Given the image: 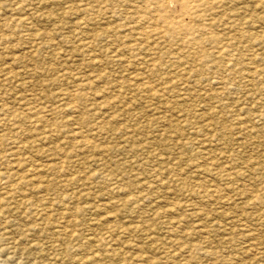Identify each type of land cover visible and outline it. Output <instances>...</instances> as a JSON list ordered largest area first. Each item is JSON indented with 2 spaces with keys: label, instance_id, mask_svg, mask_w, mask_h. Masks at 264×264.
Returning a JSON list of instances; mask_svg holds the SVG:
<instances>
[{
  "label": "rangeland",
  "instance_id": "1",
  "mask_svg": "<svg viewBox=\"0 0 264 264\" xmlns=\"http://www.w3.org/2000/svg\"><path fill=\"white\" fill-rule=\"evenodd\" d=\"M222 1L226 47L202 61L133 38L141 0H0V169L27 176L5 205L10 264H264V0Z\"/></svg>",
  "mask_w": 264,
  "mask_h": 264
},
{
  "label": "bare ground",
  "instance_id": "2",
  "mask_svg": "<svg viewBox=\"0 0 264 264\" xmlns=\"http://www.w3.org/2000/svg\"><path fill=\"white\" fill-rule=\"evenodd\" d=\"M88 1H90V0H88ZM100 1H102V0H100ZM142 2H143V4H142V6L137 10V18H136V21H137V26L136 27H133V26H131V30H129L130 32H132V37L133 38H139L137 35H139L140 37H141V39H143V40H146V39H149V38H151V37H156L157 39H161V40H163V39H166V41H167V38H169V39H171V40H174V39H178L179 41L181 40L182 42H185V43H187V44H189V45H191L192 46V48H193V51L191 52V57L192 58H196V59H202V61H205V58H204V54L207 52L206 50L208 49V44L209 45H211L212 47H215L214 49L218 52V53H221V52H223L224 50H225V45L222 43V41H221V36L219 35V34H217L215 31H214V28H213V25L214 24H216V20L218 19L217 18V16L218 15H220V14H217L215 11L217 10V7L219 6V5H221V3L223 2L222 0H175L176 1V3H177V9H178V13L177 14H173L169 9H170V6L172 5L171 3L173 2V0H141ZM44 2V1H43ZM96 2H97V0H96ZM48 3V2H47ZM122 3V2H121ZM136 3V2H135ZM108 4V3H107ZM75 5V4H74ZM81 5H84V4H81ZM129 5V4H128ZM110 6V5H109ZM136 7V6H135ZM172 7V6H171ZM222 7V6H221ZM79 8H80V6H79ZM81 8H82V6H81ZM121 8H123V7H121ZM220 8V7H219ZM222 8H225V7H222ZM75 9H77V8H75ZM118 9V8H117ZM228 9V8H227ZM101 10V9H100ZM129 10H131V8L129 9ZM123 11V10H122ZM93 13H94V11H92ZM112 13V12H111ZM220 13H222V12H220ZM67 15V14H66ZM1 16V15H0ZM118 16H119V14H118ZM104 17H108V19L110 20V18H109V16H104ZM129 17V16H128ZM16 18V17H15ZM118 18V17H117ZM14 19V18H13ZM99 19V18H98ZM100 19H102V18H100ZM104 19H106V18H104ZM103 19V20H104ZM129 19V18H128ZM237 19V18H236ZM235 19V20H236ZM15 20V19H14ZM89 20V19H88ZM88 20H85V21H87L88 22ZM225 20V19H224ZM229 20H230V18H229ZM228 20V21H229ZM16 21H17V19H16ZM19 21V20H18ZM17 21V22H18ZM227 21V22H228ZM227 22H226V24H227ZM22 23H24L25 24V22H22ZM77 23H79V22H77ZM234 23H236V22H234ZM238 23V22H237ZM236 23V24H237ZM31 24H32V22H31ZM84 24H86V22L84 23ZM83 24V25H84ZM88 24V23H87ZM131 24V23H130ZM233 24V23H232ZM79 25V24H78ZM229 25V24H228ZM0 26H1V23H0ZM11 26V25H10ZM226 26V25H225ZM233 26H234V24H233ZM86 27H88V26H86ZM215 27V26H214ZM219 27V26H218ZM217 27V28H218ZM232 27V26H231ZM230 27V28H231ZM235 27V26H234ZM11 28H12V26H11ZM79 28V27H78ZM85 28V27H84ZM120 28V27H119ZM135 28V29H134ZM88 29V28H87ZM134 29V30H133ZM238 29V28H237ZM250 29V28H249ZM17 30V29H16ZM233 30V29H232ZM84 31V30H83ZM87 31V30H86ZM228 31V30H227ZM226 31V32H227ZM13 32H15V31H13ZM28 32V31H27ZM30 32V31H29ZM31 32H32V30H31ZM49 32V31H48ZM231 32V31H230ZM10 33H12V32H10ZM51 33V32H50ZM87 33H89V32H87ZM219 33V32H218ZM82 34V33H81ZM113 34V33H112ZM119 34V33H118ZM237 34V33H236ZM63 35V34H62ZM99 35H100V33H99ZM102 35V34H101ZM44 36V35H43ZM72 36V35H71ZM79 36V35H78ZM259 37V36H258ZM51 38V37H50ZM62 38V37H61ZM80 38V37H79ZM243 38V37H242ZM42 39V38H41ZM53 39V38H52ZM81 39V38H80ZM80 39H78V40H80ZM3 40V39H2ZM84 40V39H83ZM232 40V39H231ZM234 40V39H233ZM156 41V40H155ZM225 41H227V39L225 40ZM236 41V40H235ZM82 42V41H81ZM115 42V41H114ZM127 42V41H126ZM146 42V41H145ZM152 42V41H151ZM175 42V41H174ZM95 43H97V42H95ZM137 44H139V42H136ZM147 43V42H146ZM177 43V42H176ZM175 43V44H176ZM237 43V42H236ZM248 42H246V44H247ZM251 43V42H250ZM5 44V43H4ZM83 44V43H82ZM124 43H122V45H123ZM226 44V43H225ZM9 45V44H8ZM52 45V44H51ZM121 45V44H120ZM186 45V44H185ZM239 45V44H238ZM91 46V45H90ZM116 46V45H115ZM118 46V45H117ZM131 46H132V52H133V47H136L135 46V44H131ZM131 46H129L130 48H131ZM143 46V45H142ZM166 46H168V45H166ZM249 46V45H248ZM86 47V46H85ZM122 47V46H121ZM138 47H139V45H138ZM161 47V46H160ZM165 47V46H164ZM228 47V46H227ZM112 48H114V47H112ZM145 50H146V48L145 47H143ZM229 48H231V47H229ZM50 49V48H49ZM137 49V48H136ZM173 49V48H172ZM54 50H57V49H54ZM87 50V49H86ZM103 50H105V49H103ZM138 50V49H137ZM159 50V49H158ZM164 50V49H163ZM174 50V49H173ZM188 50V49H187ZM210 50V49H209ZM89 51V50H88ZM92 51V50H91ZM98 51V50H97ZM126 51H128V50H126ZM130 51V50H129ZM176 50H174V52H175ZM189 51V50H188ZM246 51V50H245ZM252 51V50H251ZM69 52V51H68ZM106 52V51H105ZM158 52V51H157ZM156 52V53H157ZM164 52H165V50H164ZM213 52H215V51H213ZM216 52V53H217ZM176 53V52H175ZM136 54V53H135ZM137 54H138V51H137ZM136 54V55H137ZM174 54V53H173ZM104 55V54H103ZM140 55H141V52H140ZM176 55V54H175ZM215 55V54H214ZM235 55V54H234ZM254 55V54H253ZM137 56H139V54L137 55ZM152 56V55H151ZM157 56V55H156ZM244 57H245V55H243ZM102 57V56H101ZM134 57V56H133ZM158 57V56H157ZM156 57V58H157ZM236 57V56H235ZM163 58V57H162ZM167 58V57H166ZM224 58V57H223ZM246 58V57H245ZM85 59V58H84ZM139 59V58H138ZM191 58H189V60H190ZM142 60H144V59H142ZM165 60V59H164ZM170 60V59H169ZM254 60V59H253ZM84 61V60H83ZM99 61V60H98ZM97 61V62H98ZM127 61V60H126ZM163 61V60H162ZM174 61V60H173ZM176 61H177V59H176ZM180 61V60H179ZM178 61V64L180 63ZM191 61V60H190ZM258 61V60H257ZM85 62V61H84ZM117 62V61H116ZM134 62V61H133ZM165 62V61H164ZM175 62V61H174ZM183 62V61H182ZM181 62V63H182ZM259 62V61H258ZM101 63V62H100ZM125 63V62H124ZM140 64H142L141 62H139ZM177 63V62H176ZM188 63H189V61H188ZM205 63V62H204ZM233 63V62H232ZM152 64V63H151ZM170 64V63H169ZM183 64V63H182ZM249 64V63H248ZM254 64V63H253ZM255 64H257V63H255ZM92 65V64H91ZM241 65V64H240ZM148 66H150L149 64H148ZM169 66V65H168ZM181 66V65H180ZM138 67V66H137ZM193 67V66H192ZM204 67V66H203ZM67 68V67H66ZM107 68V67H106ZM117 68V67H116ZM146 68V67H145ZM188 68V67H187ZM194 68V67H193ZM61 69V68H60ZM112 69H113V67H112ZM165 69V68H164ZM196 69V68H195ZM252 69V68H251ZM259 69H261V68H259ZM258 69V70H259ZM13 70V69H12ZM54 70V69H53ZM115 70V69H114ZM222 70V69H221ZM232 71H233V69H231ZM126 71V70H125ZM128 71V70H127ZM246 71V70H245ZM252 71V70H251ZM12 72V71H11ZM87 72V71H86ZM225 72V71H224ZM263 72V71H262ZM165 73V72H164ZM226 73V72H225ZM236 73V72H235ZM251 73V72H250ZM8 74V73H7ZM57 74H59L58 73V71H57ZM131 74V73H130ZM230 74V73H229ZM136 75V74H135ZM147 75V74H146ZM222 75V74H221ZM235 75V74H234ZM254 75V74H253ZM12 76V75H11ZM158 76V75H157ZM167 76V75H166ZM166 76H165V78H166ZM94 77V76H93ZM108 77H111V76H108ZM116 77V76H115ZM246 77H249V75L248 76H246ZM254 77V76H253ZM120 78V77H119ZM169 77H167V79H168ZM118 79V78H117ZM169 79H171V78H169ZM2 80V79H1ZM9 80V79H8ZM97 80V79H96ZM107 80V79H106ZM242 80V79H241ZM80 81V80H79ZM99 81H100V79H99ZM105 81V80H104ZM181 81V80H180ZM187 81V80H186ZM8 82V81H7ZM94 82V81H93ZM97 82V81H96ZM108 83L110 82V81H107ZM154 82V81H153ZM171 82V81H170ZM223 82V81H222ZM246 82V81H245ZM76 83V82H75ZM92 83V82H91ZM162 83V82H161ZM180 83V82H179ZM185 83V82H184ZM247 83V82H246ZM86 84V83H85ZM84 84V85H85ZM110 84V83H109ZM157 84V83H156ZM177 84V83H176ZM181 84V83H180ZM180 84H179V86H180ZM84 85H82V87L84 86ZM118 85V84H117ZM172 85V84H171ZM202 85V84H201ZM86 86V85H85ZM178 86V85H177ZM207 86V85H206ZM237 86V85H236ZM74 87V86H73ZM82 87H81V89H82ZM87 87V86H86ZM88 87H89V85H88ZM175 87H176V85H175ZM210 87V86H209ZM209 87H207V88H209ZM90 88V87H89ZM112 88H114V87H112ZM117 88V87H116ZM115 88V89H116ZM120 88V87H119ZM231 88H235V87H231ZM80 89V88H79ZM153 89V88H152ZM162 89V88H161ZM113 90V89H112ZM204 90V89H203ZM75 91H77V90H75ZM153 91V90H152ZM151 90H150V92H152ZM167 92V91H166ZM170 92V91H169ZM178 92V91H177ZM78 93V92H77ZM183 93H185V92H182V94ZM29 94V93H28ZM80 94V92L78 93V95ZM109 94H110V92H109ZM73 95V94H72ZM91 95V94H90ZM112 95V94H111ZM31 96V95H30ZM29 96V97H30ZM59 96H60V94H59ZM160 96V95H159ZM165 96H167V95H165ZM164 96V97H165ZM1 97V96H0ZM65 97H66V94H65ZM79 97V96H78ZM83 97V96H82ZM103 97V96H102ZM23 98V97H22ZM108 98V97H107ZM40 99V98H39ZM97 99V98H96ZM99 99V98H98ZM165 99V98H164ZM162 100H163V98H162ZM63 101V100H62ZM127 101V100H126ZM163 101H166V100H163ZM17 102V101H16ZM49 102V101H48ZM59 102V101H58ZM57 102V103H58ZM64 102V101H63ZM74 102V101H73ZM108 102H109V100H108ZM108 102H106V103H108ZM137 102V101H136ZM105 103V102H104ZM15 104V103H14ZM115 104V103H114ZM181 104V103H180ZM23 105V104H22ZM25 105V104H24ZM39 105V104H38ZM68 105H70V104H68ZM77 105V104H76ZM106 105H109V104H106ZM10 106V105H9ZM14 106V105H13ZM35 107H36V105H34ZM79 106V105H78ZM77 106V107H78ZM84 106V105H83ZM117 106V105H116ZM109 107V106H108ZM113 107V106H112ZM49 108V107H48ZM62 108V107H61ZM9 109H10V107H9ZM9 109L7 110V112L9 113ZM20 109V108H19ZM36 109H37V107H36ZM43 109V108H42ZM56 109V108H55ZM54 109V110H55ZM5 110V111H6ZM38 110V109H37ZM64 110V109H63ZM69 110V109H68ZM100 110V109H99ZM124 110V109H123ZM131 110V109H130ZM4 111V110H3ZM49 111V110H48ZM47 111V112H48ZM88 111V110H87ZM41 112V111H40ZM45 112H46V109H45ZM56 112V111H55ZM65 112V111H64ZM63 112V113H64ZM176 112V111H175ZM174 112V113H175ZM3 113V112H2ZM32 113V112H31ZM37 113V112H36ZM58 113V112H57ZM68 113V112H67ZM71 113V112H70ZM78 113V112H77ZM102 113V112H101ZM105 113V112H104ZM124 113V112H123ZM128 113H129V111H128ZM60 114H61V112H60ZM120 114H122V113H120ZM46 115V114H45ZM125 115V114H124ZM3 116V115H2ZM60 116V115H59ZM58 116V117H59ZM102 116V115H101ZM22 117V116H21ZM24 117V116H23ZM26 117V116H25ZM63 117H64V115H63ZM98 117V116H97ZM100 117V116H99ZM116 117V116H115ZM117 117H119V116H117ZM169 117V116H168ZM16 118V117H15ZM54 118V117H53ZM57 118V117H56ZM81 118V117H80ZM26 119V118H25ZM59 119H61L60 117H59ZM117 119V118H116ZM116 119H115V121H116ZM120 119V118H119ZM190 119V118H189ZM7 120V119H6ZM16 120V119H15ZM20 120V119H19ZM58 120V119H57ZM131 120H132V118H131ZM1 121V120H0ZM39 121V120H38ZM66 121V120H65ZM25 122H27V121H24V123ZM29 122V121H28ZM47 122V121H46ZM56 122V121H55ZM59 122H61V121H59ZM62 122H64V121H62ZM71 122V121H70ZM94 122H96V121H94ZM206 122V121H205ZM49 123V122H48ZM14 124V123H13ZM25 124H27V123H25ZM35 124V123H34ZM41 123H39L38 125H40ZM50 124V123H49ZM57 124V123H56ZM90 124V123H89ZM129 124V123H128ZM37 125V126H38ZM48 125V124H47ZM61 125V124H60ZM59 125V126H60ZM72 125V124H71ZM76 125H78V124H76ZM85 125H87L86 123H85ZM27 126V125H26ZM34 126V125H33ZM58 126V127H59ZM32 127V126H31ZM63 127V126H62ZM77 127H79V125L77 126ZM32 128H34V127H32ZM39 128L41 129V125L39 126ZM65 128V127H64ZM139 128V127H138ZM12 129H14V128H12ZM17 129V128H16ZM19 129V128H18ZM25 129V128H24ZM31 129V128H30ZM36 129V128H35ZM80 129V128H79ZM90 129H92V128H89V130ZM95 129V128H94ZM97 129V128H96ZM99 129H100V127H99ZM8 130V129H7ZM21 130V129H20ZM37 130H39V129H37ZM54 130V129H53ZM68 130V129H67ZM66 130V131H67ZM75 130V129H74ZM4 131V130H3ZM12 131V130H11ZM14 131V130H13ZM36 131V130H35ZM92 131H96V130H92ZM99 131V130H98ZM24 132V131H23ZM103 132V131H102ZM37 132H35V134H36ZM97 133V132H96ZM138 133V132H137ZM8 134V133H7ZM7 134H5V135H7ZM16 134H17V132H16ZM95 134V133H94ZM169 134H171V132L169 133ZM22 135V134H21ZM26 135V134H25ZM96 135V134H95ZM94 135V136H95ZM102 135H103V133H102ZM28 136V135H27ZM82 136L83 137H88L87 135H85V134H82ZM101 136V135H100ZM2 137H4L3 135H2ZM14 137V136H13ZM21 137V136H20ZM19 137V138H20ZM24 137V136H23ZM49 137V136H48ZM25 138H27L26 136H25ZM30 138V137H29ZM101 138H102V136H101ZM6 139V138H5ZM8 139H10V138H8ZM48 139V138H47ZM59 139V138H58ZM1 140V139H0ZM27 140V139H26ZM60 140V139H59ZM58 140V141H59ZM78 140V139H77ZM171 140H173V139H171ZM6 141V140H5ZM44 141V140H43ZM46 141V140H45ZM201 141H204V140H201ZM201 141H198L199 143H201ZM16 143H17V141H16ZM54 143V142H53ZM23 144V143H22ZM32 144V143H31ZM30 144V145H31ZM35 144H36V142H35ZM35 144H33V145H35ZM102 144V143H101ZM29 145V144H28ZM43 145V144H42ZM46 145V144H45ZM132 145V144H131ZM136 145V144H135ZM196 145V144H195ZM19 146H22V145H19ZM137 146V145H136ZM26 147H28V146H26ZM7 148L8 147H6V150H7ZM22 148V147H21ZM53 148V147H52ZM89 148V147H88ZM136 148V147H135ZM173 148V147H172ZM177 148V147H176ZM189 148V147H188ZM187 148V149H188ZM4 149V148H3ZM14 149V148H13ZM27 149V148H26ZM131 149V148H130ZM170 149V148H169ZM10 150V149H9ZM133 150V149H132ZM62 151V150H61ZM129 151V150H128ZM7 152V151H6ZM6 152H1L0 151V164H1V157L2 156H4L5 154H6ZM122 152V151H121ZM132 152V151H131ZM134 152V151H133ZM174 152V151H173ZM44 153V152H43ZM16 153H14L13 155H15ZM30 154V153H29ZM19 155V154H18ZM194 155V154H193ZM17 156V155H16ZM33 156V155H32ZM6 157V156H5ZM11 157V156H10ZM47 157V156H46ZM16 158V157H15ZM17 158H19L18 156H17ZM26 158V157H25ZM39 158V157H38ZM64 158V157H63ZM108 158V157H107ZM171 158V157H170ZM5 159V158H4ZM31 159V158H30ZM45 159V158H44ZM47 159H48V157H47ZM65 159V158H64ZM165 159V158H164ZM15 160V159H14ZM28 160V159H27ZM34 160V159H33ZM208 160V159H207ZM2 161H4V160H2ZM24 161V163L25 162H27L26 161V159H24L23 160ZM57 161V160H56ZM96 161V160H95ZM164 161V160H163ZM34 162V161H33ZM39 162V161H38ZM4 163V162H3ZM17 163L19 164V165H22V166H24V163H22L21 162V160L20 159H18L17 160ZM16 163V164H17ZM50 163V162H49ZM102 163V162H101ZM12 164V162L11 161H9V162H7L6 161V163H5V168H4V170L3 169H0V186L3 184V193L0 195V239L1 238H3V236H2V234L4 235V234H7V233H9V231H7L6 230V228L8 227V224H9V219L7 218V216L4 214L5 213V205H8L9 204V201L12 199V198H15L14 197V187H16V183L17 182H20V183H22L23 181H26L27 180V176H25V175H23L22 173H17V171H13V170H11L10 169V165ZM63 164V163H62ZM99 164V163H98ZM97 164V165H98ZM111 164V163H110ZM142 164V163H141ZM163 164V163H162ZM176 164V163H175ZM2 165V164H1ZM13 165V164H12ZM26 165V164H25ZM108 165V164H107ZM53 166V165H52ZM46 167V166H45ZM23 169V168H22ZM39 169V168H38ZM53 169H54V167H53ZM57 169V168H56ZM66 169V168H65ZM95 169V168H94ZM113 169V168H112ZM81 170V169H80ZM84 170V169H83ZM117 170H119V169H116V171ZM125 170V169H124ZM123 170V171H124ZM151 170V169H150ZM32 171V172H31ZM99 171V170H98ZM177 171V170H176ZM27 172H31L30 173V175H29V177L31 176V178H33V177H35L34 175H36L38 172H37V169L35 168V167H32V168H27ZM145 172V171H144ZM55 173V172H54ZM62 173H63V171H62ZM99 173V172H98ZM104 173V172H103ZM39 174V173H38ZM45 174V173H44ZM53 174V173H52ZM101 174H102V172H101ZM108 174V173H107ZM135 174V173H134ZM43 175V174H42ZM87 175V174H86ZM95 175V174H94ZM138 175V174H137ZM143 175V174H142ZM150 174L148 173V176H149ZM157 175V174H156ZM156 175H154L155 177H156ZM183 175V174H182ZM226 175V174H225ZM15 176V177H14ZM98 176V175H97ZM130 177H131V175H129ZM135 176H136V174H135ZM59 177V176H58ZM120 177V176H119ZM126 177V176H125ZM138 176H136V178H137ZM166 177V176H165ZM13 178H15V180L13 179ZM122 178V177H121ZM127 178V177H126ZM153 179H154V177H152ZM152 178H150V179H152ZM53 179V178H52ZM84 179V178H83ZM89 179V178H88ZM105 179H107V178H105ZM104 179V180H105ZM108 179H109V177H108ZM135 179V178H134ZM140 179V178H139ZM147 179V178H146ZM149 179V180H150ZM162 179V178H161ZM171 179V178H170ZM229 179V178H228ZM131 180H132V178L130 179V183H131ZM137 180V179H136ZM59 181H61V180H59ZM65 181V180H64ZM74 181V180H73ZM133 181V180H132ZM142 181V180H141ZM159 181V180H158ZM171 181V180H170ZM179 181V180H178ZM140 182V181H139ZM145 182V181H144ZM154 182H156L155 181V179H154ZM160 182V181H159ZM161 182H162V180H161ZM172 182H174V181H172ZM177 182V181H176ZM42 183V182H41ZM60 183V182H59ZM133 183V185H135L134 184V182H132ZM132 183H131V185H132ZM34 184V183H33ZM123 184H125V183H123ZM127 184V183H126ZM155 184V183H154ZM21 185V184H20ZM45 185V184H44ZM49 185V184H48ZM83 185V184H82ZM148 185V184H147ZM165 185V184H164ZM167 185V184H166ZM78 186H79V184H78ZM125 186V185H124ZM161 186H163V185H161ZM36 187V186H35ZM45 187V186H44ZM57 187V186H56ZM143 187V186H142ZM47 188H49V187H47ZM138 188H139V186H138ZM154 189V186L152 187L151 186V189ZM155 188H158V187H155ZM161 188V187H160ZM210 188V187H209ZM22 189V188H21ZM44 189V188H43ZM53 189V188H52ZM57 189V188H56ZM91 189V188H90ZM95 189V188H94ZM164 189H166L165 187H164ZM70 190V189H69ZM112 190V189H111ZM140 190V189H139ZM168 190V189H167ZM113 191V190H112ZM129 191V190H128ZM151 191H153V190H151ZM150 191V192H151ZM156 191H157V189H156ZM162 191V190H161ZM171 190H169V192H170ZM60 192H61V190H60ZM35 193V192H34ZM39 193V192H38ZM58 193V192H57ZM119 193V192H118ZM123 193V192H122ZM129 193V192H128ZM141 193V192H140ZM79 194V193H78ZM209 194V193H208ZM213 194V193H212ZM72 195V194H71ZM163 195V194H162ZM77 196V195H76ZM133 196V195H132ZM141 196V195H140ZM140 196H138L137 198H140ZM142 196H144V194L142 195ZM158 196V195H157ZM209 196V195H208ZM145 197H146V195H145ZM148 197V196H147ZM163 197V196H162ZM59 198V197H58ZM100 198V197H99ZM113 198H114V196H113ZM133 198V197H132ZM141 198H143V197H141ZM157 198V197H156ZM135 199V198H134ZM62 201V200H61ZM76 201V200H75ZM78 201V200H77ZM133 201V200H132ZM140 201V200H139ZM46 202V201H45ZM44 202V203H45ZM162 202V201H161ZM177 202V201H176ZM12 203V202H11ZM10 203V204H11ZM115 204L117 203V202H114ZM133 203H134V201H133ZM143 203H144V201H143ZM151 203V202H150ZM159 203V202H158ZM163 203V202H162ZM166 203V202H165ZM172 203V202H171ZM64 204V203H63ZM78 204V203H77ZM96 204V203H95ZM145 204V203H144ZM13 205V204H12ZM111 205V204H110ZM138 205V204H137ZM170 205V204H169ZM17 206V205H16ZM112 206V205H111ZM141 207H142V205H140ZM156 206V205H155ZM171 206H173V204L171 205ZM49 207V206H48ZM78 207H79V205H78ZM110 207V206H109ZM154 207V206H153ZM74 208H76V206L74 207ZM134 208V207H133ZM144 208V207H143ZM79 209H80V207H79ZM93 209V208H92ZM137 209V208H136ZM142 209V208H141ZM65 210V209H64ZM116 210V209H115ZM139 210V209H138ZM175 210V209H174ZM105 211V210H104ZM157 211V210H156ZM160 211V210H159ZM8 212H9V210H8ZM107 212V211H106ZM114 212V211H113ZM99 213V212H98ZM101 213V212H100ZM163 213V212H162ZM172 213V212H171ZM105 214V213H104ZM158 214V213H157ZM156 214V216H158ZM58 215V214H57ZM122 216V215H121ZM103 217V216H102ZM31 218V217H30ZM69 218V217H68ZM114 218V217H113ZM120 219V218H119ZM241 219V218H240ZM37 220V219H36ZM122 220V219H121ZM56 221V220H55ZM105 221V220H104ZM128 221V220H127ZM183 221V220H182ZM13 222V221H12ZM24 222V221H23ZM98 222V221H97ZM106 222V221H105ZM113 222V221H112ZM118 222H119V220H118ZM143 222H144V220H143ZM237 222V221H236ZM43 223V222H42ZM102 223V222H101ZM117 223V222H116ZM126 223V222H125ZM172 223V222H171ZM184 223V222H183ZM37 224H39V223H37ZM111 224V223H110ZM118 224V223H117ZM128 224H130V223H128ZM175 224V223H174ZM173 224V225H174ZM200 224H202V223H200ZM16 225V224H15ZM66 225V224H65ZM115 225V224H114ZM172 225V226H173ZM246 225V224H245ZM261 225V224H260ZM12 226V225H11ZM25 226V225H24ZM38 226V225H37ZM43 226V225H42ZM56 226V225H55ZM111 226H112V224H111ZM110 226V227H111ZM123 226V225H122ZM149 226V225H148ZM147 226V227H148ZM241 226H243V225H241ZM18 227V226H17ZM67 227V226H66ZM115 227V226H114ZM187 227V226H186ZM199 227V226H198ZM42 228V227H41ZM101 228V227H100ZM99 228V229H100ZM103 228V227H102ZM106 228V227H105ZM118 228V227H117ZM132 228V227H131ZM130 228V229H131ZM144 228V227H143ZM149 228V227H148ZM169 228V227H168ZM173 228V227H172ZM183 228V227H182ZM11 229V228H10ZM17 229V228H16ZM22 229V228H21ZM33 229H35V228H33ZM40 229V228H39ZM108 229V228H107ZM150 229V228H149ZM187 230H188V228H186ZM190 229V228H189ZM193 229V228H192ZM2 230V231H1ZM25 230V229H24ZM30 230H32V229H30ZM42 230V229H41ZM88 230V229H87ZM97 230V229H96ZM106 230V229H105ZM111 230V229H110ZM116 230V229H115ZM246 230V229H245ZM251 230V229H250ZM16 231V230H15ZM34 231V230H33ZM32 231V232H33ZM91 231V230H90ZM121 231V230H120ZM124 231H125V229H124ZM131 231H132V229H131ZM134 231V230H133ZM169 231V230H168ZM185 231V230H184ZM249 231V230H248ZM12 232V231H11ZM40 232V231H39ZM85 232V231H84ZM112 232V231H111ZM134 232H136V230L134 231ZM139 232V231H138ZM143 232V231H142ZM188 232V231H187ZM204 232V231H203ZM257 232V231H256ZM107 233V232H106ZM113 233V232H112ZM117 233V232H116ZM122 233V232H121ZM127 233H128V231H127ZM173 233V232H172ZM179 233V232H178ZM181 233V232H180ZM14 234V233H13ZM20 234V233H19ZM25 234V233H24ZM66 234V233H65ZM72 234V233H71ZM94 234V233H93ZM97 235H98V232L96 233ZM103 234V233H102ZM105 234V233H104ZM129 234V233H128ZM144 234V233H143ZM189 234V233H188ZM202 234V233H201ZM206 234V233H205ZM252 234V233H251ZM11 235V234H10ZM67 235V234H66ZM90 235V234H89ZM100 235V234H99ZM116 235V234H115ZM146 235V234H145ZM175 236H176V234H174ZM179 235V234H178ZM193 235V234H192ZM257 235V234H256ZM25 236V235H24ZM30 236V235H29ZM28 236V237H29ZM101 236V235H100ZM114 236V235H113ZM119 236V235H118ZM144 236V235H143ZM15 237V236H14ZM33 237V236H32ZM94 237V236H93ZM104 237V236H103ZM107 237V236H106ZM106 237H104V238H106ZM110 237V236H109ZM109 237H107V239H109ZM114 237H116V236H114ZM172 237V236H171ZM194 237V236H193ZM36 238V237H35ZM119 238V237H118ZM184 238V237H183ZM252 238V237H251ZM255 238V237H254ZM7 239H9V238H7ZM23 238L21 237V240H22ZM28 239V238H27ZM33 239V238H32ZM91 239H92V237H91ZM94 239V238H93ZM100 239V238H99ZM107 239H105V240H107ZM111 239H113V237H111ZM182 239V238H181ZM189 239V238H188ZM24 240V239H23ZM96 240V239H95ZM119 240H121V239H119ZM139 240V239H138ZM142 240V239H141ZM171 240H174V239H171ZM75 241V240H74ZM93 241V240H92ZM91 241V242H92ZM99 241V240H98ZM113 241V240H112ZM137 241V240H136ZM149 241V240H148ZM16 242H18V241H16ZM25 242V241H24ZM90 242V243H91ZM109 243H111L110 241H108ZM119 242V241H118ZM121 242V241H120ZM122 242H126V241H122ZM151 242V241H150ZM23 243V242H22ZM27 243V242H26ZM48 243V242H47ZM101 243H103L102 242V240H101ZM147 243V242H146ZM18 244V243H17ZM94 244V243H93ZM108 244V243H107ZM172 244V243H171ZM170 244V245H171ZM2 245V244H1ZM4 245V244H3ZM20 245V244H19ZM44 245V244H43ZM43 245H41V246H43ZM58 245V244H57ZM56 245V246H57ZM99 245V244H98ZM109 246H110V244H108ZM113 245V244H112ZM115 245V244H114ZM131 245V244H130ZM141 245V244H140ZM168 245V244H167ZM173 245V244H172ZM100 246V245H99ZM105 247H106V245H104ZM109 246H107V249H110V248H108ZM133 246V245H132ZM58 247V246H57ZM72 247H73V245H72ZM94 247V246H93ZM96 247H97V245H96ZM134 247V246H133ZM145 247H146V245H145ZM153 247V246H152ZM12 248V247H11ZM37 248V247H36ZM45 248V247H44ZM65 248V247H64ZM114 248V247H113ZM154 248H155V246H154ZM164 248H165V246H164ZM172 249H173V247H171ZM188 248H190V247H188ZM194 248H196V246L194 247ZM10 249V248H9ZM14 249V248H13ZM18 249V248H17ZM92 249V248H91ZM106 249V248H105ZM106 249V250H107ZM148 249V248H147ZM150 249V248H149ZM157 249V248H156ZM167 249V248H166ZM22 250V249H21ZM39 250V249H38ZM45 250V249H44ZM94 250V249H93ZM112 250V249H111ZM164 250V249H163ZM194 250V249H193ZM196 250V249H195ZM250 250V249H249ZM256 250V249H255ZM18 251H19V249H18ZM95 251V250H94ZM108 251V250H107ZM113 251V250H112ZM149 251V250H148ZM166 252H168V250H165ZM175 250L173 249V252H174ZM251 251V250H250ZM254 251V250H253ZM100 252V251H99ZM123 252V251H122ZM207 252H208V250H207ZM62 253V252H61ZM124 253V252H123ZM165 253V252H164ZM20 254V253H19ZM36 254V253H35ZM57 254V253H56ZM124 254H126V253H124ZM133 254V253H132ZM171 254H172V252H171ZM213 254V253H212ZM60 255V254H59ZM76 255V254H75ZM129 255V254H128ZM143 255V254H142ZM255 255V254H254ZM113 256V255H112ZM130 256V255H129ZM192 256V255H191ZM207 256V255H206ZM34 257H35V255H34ZM48 257V256H47ZM73 257H74V255H73ZM150 257V256H149ZM260 257V256H259ZM12 258V256L11 255H9V254H6V252H5V250H4V248L2 247V246H0V264H10V260H12L11 259ZM109 258L110 259H112L111 258V256L109 255ZM126 258H128V257H126ZM132 258V257H131ZM261 258V257H260ZM35 259V258H34ZM98 259V258H97ZM115 259V258H114ZM120 259V258H119ZM41 260V259H40ZM50 260V259H49ZM54 260V259H53ZM61 260V259H60ZM95 260V259H94ZM116 260V259H115ZM188 260V259H187ZM30 261V260H29ZM41 261H43V260H41ZM98 261V260H97ZM127 261V260H126ZM151 261V260H150ZM26 262V261H25ZM45 262V261H44ZM64 262V261H63ZM111 262V261H110ZM133 262V261H132ZM49 263V262H48ZM122 263V262H121ZM141 263V262H140ZM139 263V264H140ZM151 263H152V261H151ZM185 263H187V262H185ZM184 263V264H185ZM191 263V262H190ZM14 264V263H13ZM99 264H101V263H99ZM113 264V263H112ZM124 264V263H123ZM158 264V263H157ZM160 264V263H159ZM176 264V263H175ZM178 264H181V262H179Z\"/></svg>",
  "mask_w": 264,
  "mask_h": 264
}]
</instances>
